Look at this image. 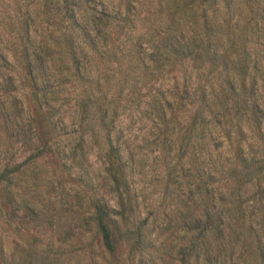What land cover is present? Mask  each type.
<instances>
[{"label":"trees","instance_id":"trees-1","mask_svg":"<svg viewBox=\"0 0 264 264\" xmlns=\"http://www.w3.org/2000/svg\"><path fill=\"white\" fill-rule=\"evenodd\" d=\"M18 24L0 45V120L27 155L0 165V221L66 226L57 246L0 249V264H59L75 220L83 249L112 264H264V0H37ZM186 67L179 88L160 85ZM19 88L27 131L9 109ZM124 112L154 137L171 221L136 192ZM43 158L85 184L96 172L104 195L61 221L36 195L29 166ZM170 228L184 240L162 250Z\"/></svg>","mask_w":264,"mask_h":264},{"label":"rangeland","instance_id":"rangeland-1","mask_svg":"<svg viewBox=\"0 0 264 264\" xmlns=\"http://www.w3.org/2000/svg\"><path fill=\"white\" fill-rule=\"evenodd\" d=\"M111 1L116 4V0ZM36 2L37 0H0V45L6 43L14 32L19 31L18 22L21 15L31 12L35 8ZM184 70L188 74L190 69L186 67L183 70L174 71L162 79L160 85L163 88H179L182 79L185 77L183 76ZM192 78L193 73L191 75ZM14 95L16 99H10V102H15L14 105L9 107L10 113L15 115L16 118L20 117L24 130L27 131L32 127L29 112L26 110L28 102L23 96L22 88H19ZM3 100H0V114L3 113V109L7 106ZM125 112L127 113V111ZM125 112L120 116L117 127L130 133L134 143L139 147L135 156L137 161L133 164L132 181L136 192L140 195V199L147 209L157 207L159 211H163V217L165 219L168 217L171 221L172 217H178L177 215L173 216L174 214L169 215L170 211H173L175 207V198L174 200L169 198L168 194L162 197V163L161 158L158 156L157 148L153 144L154 137L150 135L149 126L143 125L139 121V115L128 116ZM10 130L12 129L6 128L0 120V165L11 158L21 161L27 155V152H24L27 149L25 145H22L19 139L12 136ZM94 160L95 158L91 159V161ZM29 167L35 176L38 175L41 178L40 181L35 182L37 184L36 195L40 205L49 209L48 212L58 213L61 221L72 220L82 215L80 205L84 207L90 195H104L103 189L100 188V175L96 172H90L89 176L93 179L90 186L85 184L84 181H78L74 174L60 171L59 164L54 159L43 158ZM30 176L29 174L25 175V177ZM180 191L175 190L174 192L178 195V199L184 197H182L184 194H179ZM177 206L181 209L180 205ZM70 209L77 211V215H70ZM171 224L173 225V223ZM70 225V243L60 245L62 249L68 251V254L59 264H112L111 261L102 258V253L97 247L83 249L82 242L84 237L77 226L78 221L75 220V223ZM65 226H62V229H65ZM60 231L53 232L46 227L27 223L25 219L21 218H11L7 222L0 221V249L7 251L16 243L21 244L23 241L28 243L32 239H38L42 245L54 244V246H57L58 243L54 239L60 235ZM183 240L184 237L178 229L170 228V232H166L157 238V246L162 250L173 251L176 244L181 243ZM121 253L123 255L120 258L124 259V249ZM234 261V259L229 260L227 257H223V260L219 259L216 264H236ZM157 264H161V261L157 262ZM198 264H201V262L199 261ZM208 264L215 263L210 262Z\"/></svg>","mask_w":264,"mask_h":264}]
</instances>
